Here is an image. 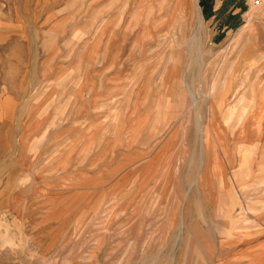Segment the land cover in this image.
I'll return each instance as SVG.
<instances>
[{"label": "rangeland", "instance_id": "obj_1", "mask_svg": "<svg viewBox=\"0 0 264 264\" xmlns=\"http://www.w3.org/2000/svg\"><path fill=\"white\" fill-rule=\"evenodd\" d=\"M9 229L27 264H264V8L0 0Z\"/></svg>", "mask_w": 264, "mask_h": 264}, {"label": "crops", "instance_id": "obj_2", "mask_svg": "<svg viewBox=\"0 0 264 264\" xmlns=\"http://www.w3.org/2000/svg\"><path fill=\"white\" fill-rule=\"evenodd\" d=\"M209 1H212V0H201V3H202V5L207 6V4H209ZM247 3H248V0H247ZM205 10H207V9L205 8ZM11 234H13V238L12 237L11 238L8 237ZM15 236L16 235H15L14 231H12L11 229L7 230L6 237H8V239H11V242L5 243L3 246H0V252H12V254H11L12 256L8 257V259L11 261L9 264H27L26 262H24V260H22L20 258V255H18L19 252H24V251L28 250V251H34V252H40L41 253V251L42 252L46 251L45 245L40 244V243H31L30 239H29L30 241H26V239H28L26 237L23 238V239H25L24 241H22V240L19 241L18 240L19 241V245H16ZM3 240H4V238H3ZM32 245H34V247H33L34 250H32ZM36 245H38V246H36ZM183 251H184L183 259L186 258V264H188V253H187V257H186V253L185 252L189 251V250L184 248ZM16 252H17V254L15 255ZM34 254H36V253H34ZM43 255H45V254H42V255L38 254V258L37 259L38 260L45 259V257H43ZM28 257L31 258V256H28ZM119 259H120V256L117 259V263H119ZM184 261L185 260H183L182 264H184ZM204 261L205 260H203V258L199 259V263L200 264H204ZM44 264H46V263L44 262ZM93 264H105V263H100L99 261L96 260Z\"/></svg>", "mask_w": 264, "mask_h": 264}, {"label": "built area", "instance_id": "obj_3", "mask_svg": "<svg viewBox=\"0 0 264 264\" xmlns=\"http://www.w3.org/2000/svg\"><path fill=\"white\" fill-rule=\"evenodd\" d=\"M249 4L257 8H264V0H248Z\"/></svg>", "mask_w": 264, "mask_h": 264}]
</instances>
